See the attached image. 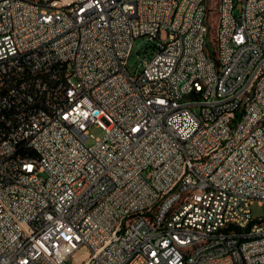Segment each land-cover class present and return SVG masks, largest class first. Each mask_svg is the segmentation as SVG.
Returning <instances> with one entry per match:
<instances>
[{
    "label": "built area",
    "instance_id": "1",
    "mask_svg": "<svg viewBox=\"0 0 264 264\" xmlns=\"http://www.w3.org/2000/svg\"><path fill=\"white\" fill-rule=\"evenodd\" d=\"M209 1L0 0V264H264V0Z\"/></svg>",
    "mask_w": 264,
    "mask_h": 264
},
{
    "label": "bare ground",
    "instance_id": "2",
    "mask_svg": "<svg viewBox=\"0 0 264 264\" xmlns=\"http://www.w3.org/2000/svg\"><path fill=\"white\" fill-rule=\"evenodd\" d=\"M68 7H78V0H68ZM264 129V116L256 117L249 123L245 134H241V142H248V139L255 138L256 135L261 134ZM166 209H173V201H166ZM264 229V222H263ZM206 245V238H198L196 241L190 243V250H198L204 248Z\"/></svg>",
    "mask_w": 264,
    "mask_h": 264
},
{
    "label": "rangeland",
    "instance_id": "3",
    "mask_svg": "<svg viewBox=\"0 0 264 264\" xmlns=\"http://www.w3.org/2000/svg\"><path fill=\"white\" fill-rule=\"evenodd\" d=\"M208 4L209 6L214 5V1L210 0ZM209 22L211 25V29H210V34L208 36V41H209L210 46H212L214 43V39H215L216 24H217V13L215 11L209 13ZM161 36L163 39H165L167 37L166 31L162 32ZM133 63L134 61H132V64ZM91 132L94 134V137H99L103 135V131L100 128L93 127L91 128ZM94 141H95V138H92L88 143L93 144ZM251 210H252V215L254 217L260 216L262 214V207L257 201L251 204Z\"/></svg>",
    "mask_w": 264,
    "mask_h": 264
}]
</instances>
